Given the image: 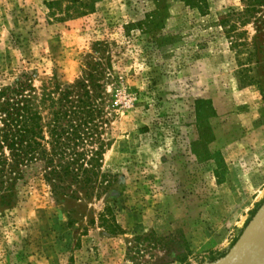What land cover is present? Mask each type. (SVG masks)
<instances>
[{
	"label": "rangeland",
	"instance_id": "rangeland-1",
	"mask_svg": "<svg viewBox=\"0 0 264 264\" xmlns=\"http://www.w3.org/2000/svg\"><path fill=\"white\" fill-rule=\"evenodd\" d=\"M205 1L0 0V87L33 72L77 92L98 64L109 176L63 197L26 170L0 205V264H211L237 242L264 203V3L230 39L220 19L244 3Z\"/></svg>",
	"mask_w": 264,
	"mask_h": 264
},
{
	"label": "trees",
	"instance_id": "trees-1",
	"mask_svg": "<svg viewBox=\"0 0 264 264\" xmlns=\"http://www.w3.org/2000/svg\"><path fill=\"white\" fill-rule=\"evenodd\" d=\"M185 1L201 14L207 8L205 0ZM242 2L241 12L232 11L220 19L230 39L228 29L236 28L232 22L246 26L259 21L257 7L264 0ZM97 66L88 65L90 72L75 87L78 93L69 88L60 92L51 84L38 89L33 72L0 87V205L14 204L16 184L36 165L56 196L82 192L97 197L106 191L109 176L102 171V161L107 145L102 140L104 111L98 101L103 94L95 75ZM100 218L102 223L114 220L110 209ZM109 226L113 233L120 230L116 223Z\"/></svg>",
	"mask_w": 264,
	"mask_h": 264
},
{
	"label": "water",
	"instance_id": "water-1",
	"mask_svg": "<svg viewBox=\"0 0 264 264\" xmlns=\"http://www.w3.org/2000/svg\"><path fill=\"white\" fill-rule=\"evenodd\" d=\"M264 238V203L247 225L237 242L222 258L211 264H240L246 255Z\"/></svg>",
	"mask_w": 264,
	"mask_h": 264
},
{
	"label": "bare ground",
	"instance_id": "bare-ground-1",
	"mask_svg": "<svg viewBox=\"0 0 264 264\" xmlns=\"http://www.w3.org/2000/svg\"><path fill=\"white\" fill-rule=\"evenodd\" d=\"M259 243H260V244H261V243L264 244V238H263ZM259 243H258L257 245H260ZM263 244H262V245H263ZM257 245H256V246H257ZM262 245H261V247H262ZM256 246H254V248H253L252 250L256 249V248H255ZM259 247H260V246H257V248H259ZM252 250H251V251H252ZM257 250H258V249H257ZM251 251H250V252H251ZM250 252H249L248 254H250ZM251 253H252V252H251ZM253 253L255 254L254 251H253ZM248 254L246 255L247 257H248ZM255 255H256V254H255ZM252 256H253V255H252ZM245 258H246V257H245ZM251 258H252V257H251ZM246 259H247V258H246ZM253 259L255 260V258H253ZM248 260H249V259H248ZM248 260H246V261H248ZM243 262H245V261H243ZM249 262H250V261H249ZM256 262H257V260H256ZM257 263H258V262H257ZM238 264H239V263H238ZM240 264H241V263H240ZM243 264H244V263H243ZM259 264H264V254H263V258H262V260L259 262Z\"/></svg>",
	"mask_w": 264,
	"mask_h": 264
}]
</instances>
